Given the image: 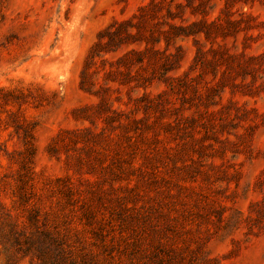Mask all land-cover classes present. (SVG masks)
I'll list each match as a JSON object with an SVG mask.
<instances>
[{"label": "rangeland", "instance_id": "rangeland-1", "mask_svg": "<svg viewBox=\"0 0 264 264\" xmlns=\"http://www.w3.org/2000/svg\"><path fill=\"white\" fill-rule=\"evenodd\" d=\"M46 231L264 264V0H0V264L59 260Z\"/></svg>", "mask_w": 264, "mask_h": 264}, {"label": "trees", "instance_id": "trees-1", "mask_svg": "<svg viewBox=\"0 0 264 264\" xmlns=\"http://www.w3.org/2000/svg\"><path fill=\"white\" fill-rule=\"evenodd\" d=\"M44 236L47 238V240L52 244L54 249L56 250L57 256L59 260H56L52 262V264H74L75 262L72 260L69 261L66 257V247H65V241H63L62 238L55 235L54 233L50 231H46L44 233ZM53 255V254H52ZM52 259V256H51ZM53 261V260H52Z\"/></svg>", "mask_w": 264, "mask_h": 264}]
</instances>
